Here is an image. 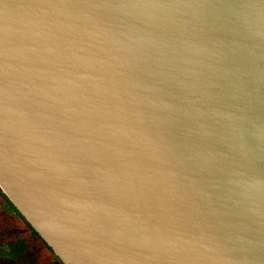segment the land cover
I'll list each match as a JSON object with an SVG mask.
<instances>
[{
  "label": "water",
  "instance_id": "obj_1",
  "mask_svg": "<svg viewBox=\"0 0 264 264\" xmlns=\"http://www.w3.org/2000/svg\"><path fill=\"white\" fill-rule=\"evenodd\" d=\"M0 188L63 264H264V0H0Z\"/></svg>",
  "mask_w": 264,
  "mask_h": 264
},
{
  "label": "rangeland",
  "instance_id": "obj_2",
  "mask_svg": "<svg viewBox=\"0 0 264 264\" xmlns=\"http://www.w3.org/2000/svg\"><path fill=\"white\" fill-rule=\"evenodd\" d=\"M17 237L25 238L31 244V252L37 264H63L43 240L31 235V229L9 211L5 200L0 196V249Z\"/></svg>",
  "mask_w": 264,
  "mask_h": 264
},
{
  "label": "trees",
  "instance_id": "obj_3",
  "mask_svg": "<svg viewBox=\"0 0 264 264\" xmlns=\"http://www.w3.org/2000/svg\"><path fill=\"white\" fill-rule=\"evenodd\" d=\"M0 196L5 200L6 206L9 209V211H11V213L14 214L16 218L21 220L23 223L27 225V227L31 229V235L39 239H42L40 238L36 230H34L31 227V225L26 221V219L22 216V214L10 202V200L1 190V188H0ZM49 250L52 251L51 248H49ZM52 253L54 252L52 251ZM0 264H37V263L31 252V244L25 238L17 237L16 239L10 240L7 243V248L5 250L0 249Z\"/></svg>",
  "mask_w": 264,
  "mask_h": 264
},
{
  "label": "bare ground",
  "instance_id": "obj_4",
  "mask_svg": "<svg viewBox=\"0 0 264 264\" xmlns=\"http://www.w3.org/2000/svg\"><path fill=\"white\" fill-rule=\"evenodd\" d=\"M42 240V239H41Z\"/></svg>",
  "mask_w": 264,
  "mask_h": 264
}]
</instances>
